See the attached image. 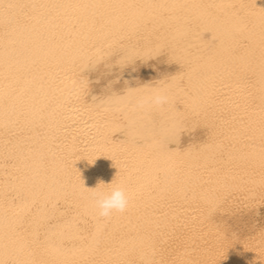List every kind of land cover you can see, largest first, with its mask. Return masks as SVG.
<instances>
[{"label":"bare ground","instance_id":"1","mask_svg":"<svg viewBox=\"0 0 264 264\" xmlns=\"http://www.w3.org/2000/svg\"><path fill=\"white\" fill-rule=\"evenodd\" d=\"M0 264H264V0H0Z\"/></svg>","mask_w":264,"mask_h":264},{"label":"clouds","instance_id":"2","mask_svg":"<svg viewBox=\"0 0 264 264\" xmlns=\"http://www.w3.org/2000/svg\"><path fill=\"white\" fill-rule=\"evenodd\" d=\"M170 100L171 98L167 92L157 90L153 95L138 100L135 107L139 109L145 107L162 109L170 103ZM100 185H104L105 188L99 189L96 187L94 190L88 189L98 210V215L102 218H109L114 213L125 212L129 205V195L126 188L114 181L107 185L100 182Z\"/></svg>","mask_w":264,"mask_h":264}]
</instances>
